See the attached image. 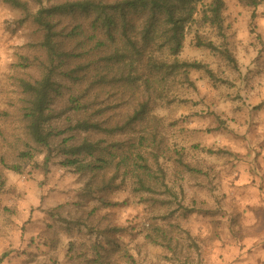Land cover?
<instances>
[{"label":"trees","instance_id":"1","mask_svg":"<svg viewBox=\"0 0 264 264\" xmlns=\"http://www.w3.org/2000/svg\"><path fill=\"white\" fill-rule=\"evenodd\" d=\"M3 1L31 20L41 37L18 54L16 95L0 106V186L6 171L22 174L43 153L61 156L62 165L85 176L91 195L119 179H130L139 194L170 191L166 164L176 173L196 172L166 136L159 110L172 107L176 92L196 88L193 71L219 81L207 64L180 59L187 35H195L196 47L238 67L227 43L203 33L211 29L226 40L224 0ZM263 1L237 0L253 10L252 21ZM173 228L143 234L137 252L153 246L169 255L170 264H204L182 260L177 231L191 235ZM127 230L79 226L93 240L70 242L66 256L85 264H140L128 244L112 238Z\"/></svg>","mask_w":264,"mask_h":264},{"label":"rangeland","instance_id":"2","mask_svg":"<svg viewBox=\"0 0 264 264\" xmlns=\"http://www.w3.org/2000/svg\"><path fill=\"white\" fill-rule=\"evenodd\" d=\"M224 1L226 40L211 29L203 33L217 44L227 43L238 67L196 47L195 35H187L180 59L207 64L219 81L214 84L206 74L193 71L196 88L176 92L172 107L159 110L166 119V136L196 172L176 173L166 164L170 191L139 194L130 179H119L112 189L91 195L87 178L62 165L61 156L39 154L23 166L22 174H4L0 264H85L66 256L70 242L93 240L79 226L127 228L112 238L128 244L140 264H170L169 255L158 248L138 253L136 245L144 242L143 234L172 231L176 225L191 235L177 231L182 260L264 264V1L254 21L252 9L237 0ZM40 37L31 20L0 0L2 108L16 95L12 76L18 54ZM194 244L198 250L189 249Z\"/></svg>","mask_w":264,"mask_h":264}]
</instances>
